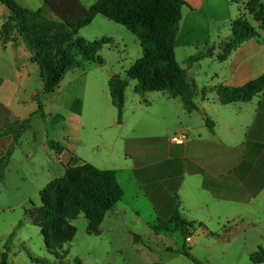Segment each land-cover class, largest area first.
<instances>
[{"label":"crops","instance_id":"1","mask_svg":"<svg viewBox=\"0 0 264 264\" xmlns=\"http://www.w3.org/2000/svg\"><path fill=\"white\" fill-rule=\"evenodd\" d=\"M183 1L186 5L182 10L175 53L193 89L197 109L189 110L174 91L147 90L144 96L138 95L135 92L138 80L127 74L138 59L125 71L124 77L121 75L127 81L136 82L132 90L138 99L133 110L128 111V81L122 123H118L117 117L111 123L116 129L118 154L105 157V164L111 165V169L105 170L115 171L124 197L105 215V234L119 242L121 236L138 235L137 225L141 224L146 227V232L157 237L164 233H181L177 220L168 227L171 232L156 235L152 229L160 222L171 220L178 206L181 220L196 223L200 227L198 232L203 231L206 235L231 225L250 229L252 235L248 231L245 234L250 235L248 241L252 240L251 254L264 248V91L244 101L224 104L218 88L241 87L264 75V45L261 43L264 29L255 26L261 37L245 42L225 61H220L219 57L226 54L233 41L232 23L240 17L233 0ZM241 1L247 3L250 0ZM41 4L37 9L23 5L30 11H38L44 7V2ZM9 18V13H0V28ZM78 40L88 44L105 40V45L96 52L95 60L83 62L68 71L62 83L70 73L87 63L103 64L100 51L104 46L114 47L109 37L90 41L78 34L74 41ZM33 65L37 64L19 62V49L13 42L0 46V161L14 145L15 136L8 133L9 129L25 123L14 145L13 156L22 134L38 115L37 95L42 93V99L45 95L41 70L37 65L38 72ZM36 75L42 81V89L31 81ZM116 75L113 73L108 80L111 101L109 82ZM62 83L57 89H61ZM196 94L201 97L200 103L194 100ZM141 99L146 106L142 105ZM76 101V98L72 100ZM73 105H69L68 111L76 120L81 117L83 108L72 111ZM61 118L66 124L72 116L61 115ZM207 118L214 123L212 129ZM178 133L188 136L184 144L171 141ZM66 136L73 138L72 134ZM55 144L62 148L56 152V163L64 169L81 157L76 150ZM108 147L110 145L105 141V148ZM9 162L5 172H8ZM7 176L5 174L4 183ZM121 177L124 183H121ZM115 218L119 222L107 220ZM145 241L134 246L136 254L148 261L149 252L153 250L150 247L144 250L142 244ZM168 254L152 264H194L177 252L168 250Z\"/></svg>","mask_w":264,"mask_h":264},{"label":"rangeland","instance_id":"2","mask_svg":"<svg viewBox=\"0 0 264 264\" xmlns=\"http://www.w3.org/2000/svg\"><path fill=\"white\" fill-rule=\"evenodd\" d=\"M14 1L26 10L28 9L25 6L37 9L44 2V0ZM80 1L84 7L89 8L97 0ZM232 4L237 8L240 17L245 18L253 26L263 28L259 5H264V2L250 0L242 3L241 0H233ZM0 10L10 14L3 5H0ZM26 12L28 11L20 12L21 20H8L1 26L0 44L5 39L10 40L19 49L20 63L24 61L35 63L34 59L37 58L40 70L46 71L51 60L37 54L32 38L35 35H41L42 39L35 43L42 44L46 50H51L58 39L56 27L61 21L47 8L36 16ZM79 37L90 41L109 37L112 38L114 47L104 46L100 51L99 55L103 64L93 62L85 64L82 68L70 73L63 83L61 82V89L45 94L43 99L41 97L47 118L44 120L38 114L32 119L30 127L19 140V146L9 162L8 172H5L8 180L6 183L0 180V252L4 251L5 243L11 233L16 232L8 264H39L35 261L37 259L56 262L55 257L47 251L40 228L27 215V211L34 205H41L42 188L65 173L63 166L56 163L58 150L51 149L49 142L59 143L76 150L83 161L103 170L111 169L110 164H105V157L109 154L114 156L118 154L119 146L115 141L116 129L111 124L117 117V111L109 95L108 80L113 73L124 77L125 71L142 56V48L135 35L124 26L102 15L95 17L90 25L83 28L79 32ZM261 43L264 45V38ZM74 49L88 55L83 43L77 44L74 48L70 46L67 62L69 60L74 62ZM178 56L181 59L180 53ZM37 65H33L32 68H36L39 72ZM31 81L42 89L39 76L32 77ZM128 81L127 106L130 111L135 107L138 95L132 90L136 82L132 79ZM74 98L77 99L75 103L72 102ZM194 100L200 103V95L196 94ZM141 102L143 106H146L144 99H141ZM70 104L74 107L72 111H75L77 107L83 108L81 117H76V120L75 116L68 111ZM61 115L72 116V119L65 124ZM67 134H72L73 138H67ZM105 141L109 143L110 148H105ZM120 179L121 183H124L123 177ZM107 220L119 222L117 218ZM20 222L23 223L22 227H18ZM73 224L78 230L74 240L65 244L64 249L69 251L65 259L66 264H75L76 259H79L81 264H152L159 262L162 257L169 256L168 250L176 252L183 246L188 247L202 264H253L249 258L252 240L248 241L250 235L247 237L245 234L248 231V234L252 235V232L244 227L237 228L231 225L214 229L213 234L206 235L203 231L198 232L200 227L195 223L194 230L189 229L190 232L192 231L190 233L192 240L188 242L181 233H164L157 237L154 233L146 232V227L142 224L137 225L136 233L143 235L141 236L143 242L146 240L142 247L144 250H148L149 247L153 250L149 252L147 261L136 254L134 245L138 243L132 235L131 238L121 236L120 241L117 242L115 238L105 234V220L101 225L100 236L88 233V221L83 215L74 220ZM175 230L178 231V227ZM251 237L253 239V236ZM109 251L110 254H108Z\"/></svg>","mask_w":264,"mask_h":264},{"label":"trees","instance_id":"3","mask_svg":"<svg viewBox=\"0 0 264 264\" xmlns=\"http://www.w3.org/2000/svg\"><path fill=\"white\" fill-rule=\"evenodd\" d=\"M1 3L10 11L9 20L12 21L22 19L19 17L21 11H28L26 13L36 16L45 8L49 9L61 21L56 27L59 28L56 29L58 39L51 50H46L42 44H36L42 39L41 35H35L32 38L37 54L51 60L48 69L41 70L44 94L54 92L68 71L81 66L83 62L95 60L94 56L105 45V40L88 44L83 40L74 41V39L83 28L93 22L95 17L102 15L110 21L124 26L141 43L142 57L127 72L129 76L138 80L135 89L138 95L144 96L147 90L174 91L182 97L189 110L197 109L193 101V89L189 86L185 71L177 61L175 53V42L180 30L182 10L186 5L183 0H97L89 8L84 7L80 0H44V7L38 11L26 10L14 0H1ZM259 10L260 21L264 29L263 4L259 5ZM232 33L233 41L226 54L219 57L220 61H225L245 42L261 37L258 29L243 17L237 18L232 23ZM8 42L11 41L5 39L0 46L6 45ZM80 43L86 46L88 55L81 54L77 49H74V62L72 60L67 62L68 48L70 46L74 48ZM34 62L40 66L37 58L34 59ZM66 65L67 67H65ZM127 86L128 81L123 79L120 74L114 76L109 82L112 101L118 111L117 121L119 124L123 120ZM218 91L220 100L224 104L247 100L255 93L264 91V75L241 87L220 86ZM41 94L37 95V113L45 120L47 115ZM206 122L211 129L214 127L210 118H207ZM24 125L23 122L9 129L8 133L15 136L14 145L18 141ZM14 145L0 161L1 181L4 180L5 170L14 151ZM49 146L51 149H62L54 142H49ZM65 169V174L62 177L52 180L40 191L41 205H34L27 211L32 222L40 228L47 251L56 259L55 263L46 259L35 260L39 264H66L65 259L69 251L65 250L64 246L74 240L78 230L73 221L83 215L88 221V233L100 236L105 215L112 211L124 196L115 171L98 169L81 158H77L76 163L66 166ZM176 220L180 223V232L187 241L192 233L189 229L194 230L195 224H187L181 220L178 206L171 220L160 222V225L152 229L156 235H159L161 232L168 231V227ZM22 225L23 223L20 222L18 227H22ZM15 236L16 232L13 231L5 243L4 251L0 252V264H8ZM134 240L137 243L143 241L136 234ZM176 252L184 255L194 264H202L186 246ZM249 258L253 264H264V248H258L257 251L249 255ZM75 264H81L80 260L76 259Z\"/></svg>","mask_w":264,"mask_h":264},{"label":"built area","instance_id":"4","mask_svg":"<svg viewBox=\"0 0 264 264\" xmlns=\"http://www.w3.org/2000/svg\"><path fill=\"white\" fill-rule=\"evenodd\" d=\"M188 139L186 134L178 133L171 138V141L177 144H184ZM191 237L187 238L188 242H191Z\"/></svg>","mask_w":264,"mask_h":264}]
</instances>
